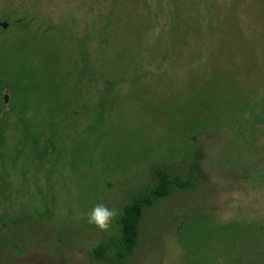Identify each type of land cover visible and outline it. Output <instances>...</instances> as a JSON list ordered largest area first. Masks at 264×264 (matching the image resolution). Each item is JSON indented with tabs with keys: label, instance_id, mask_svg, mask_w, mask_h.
I'll list each match as a JSON object with an SVG mask.
<instances>
[{
	"label": "rangeland",
	"instance_id": "374dc122",
	"mask_svg": "<svg viewBox=\"0 0 264 264\" xmlns=\"http://www.w3.org/2000/svg\"><path fill=\"white\" fill-rule=\"evenodd\" d=\"M0 23V264H264V0H0ZM157 170L191 185L118 261Z\"/></svg>",
	"mask_w": 264,
	"mask_h": 264
},
{
	"label": "trees",
	"instance_id": "16d2710c",
	"mask_svg": "<svg viewBox=\"0 0 264 264\" xmlns=\"http://www.w3.org/2000/svg\"><path fill=\"white\" fill-rule=\"evenodd\" d=\"M198 164V163H197ZM154 184L141 192L128 204L124 212L118 216L117 223L120 226L121 237L114 240L115 258L123 261L131 256L140 241V223L147 208L152 207L157 201L167 197L171 192L172 185L185 189L191 185L189 181L183 182L178 179L172 180L169 174L162 170L155 173ZM106 244L101 243L94 249V255L98 259H104Z\"/></svg>",
	"mask_w": 264,
	"mask_h": 264
},
{
	"label": "clouds",
	"instance_id": "9594fccd",
	"mask_svg": "<svg viewBox=\"0 0 264 264\" xmlns=\"http://www.w3.org/2000/svg\"><path fill=\"white\" fill-rule=\"evenodd\" d=\"M118 215V211L109 208L104 203H98L87 213V222L101 231H109L112 221Z\"/></svg>",
	"mask_w": 264,
	"mask_h": 264
},
{
	"label": "flooded vegetation",
	"instance_id": "af4514ba",
	"mask_svg": "<svg viewBox=\"0 0 264 264\" xmlns=\"http://www.w3.org/2000/svg\"><path fill=\"white\" fill-rule=\"evenodd\" d=\"M1 24V23H0Z\"/></svg>",
	"mask_w": 264,
	"mask_h": 264
}]
</instances>
